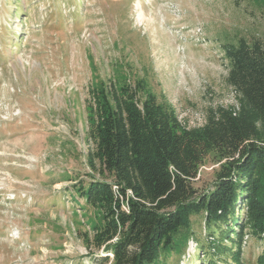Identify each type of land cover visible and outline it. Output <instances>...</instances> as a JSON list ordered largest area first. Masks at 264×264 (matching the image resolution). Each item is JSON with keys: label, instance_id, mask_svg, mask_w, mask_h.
Listing matches in <instances>:
<instances>
[{"label": "rangeland", "instance_id": "rangeland-1", "mask_svg": "<svg viewBox=\"0 0 264 264\" xmlns=\"http://www.w3.org/2000/svg\"><path fill=\"white\" fill-rule=\"evenodd\" d=\"M239 38L264 42V0H0V264H111L92 244L98 211L72 188L105 179L87 163L89 92L141 82L182 127H200L236 104L221 46ZM218 165L203 162L197 193ZM191 222L157 264H208L197 246L210 231L202 215ZM260 252L244 234L240 264Z\"/></svg>", "mask_w": 264, "mask_h": 264}, {"label": "trees", "instance_id": "trees-1", "mask_svg": "<svg viewBox=\"0 0 264 264\" xmlns=\"http://www.w3.org/2000/svg\"><path fill=\"white\" fill-rule=\"evenodd\" d=\"M221 48L236 104L211 109L200 127H182L141 82L89 92L87 163L105 179L72 188L98 211L92 244L111 264H157L193 235L196 215L210 231L211 241L197 246L208 264L230 253L240 264L244 234L261 242L255 263L264 264V42L239 38ZM208 158L219 165L211 187L197 193Z\"/></svg>", "mask_w": 264, "mask_h": 264}]
</instances>
